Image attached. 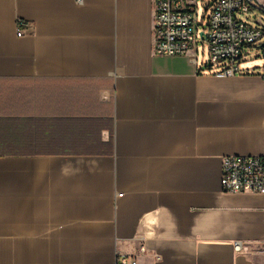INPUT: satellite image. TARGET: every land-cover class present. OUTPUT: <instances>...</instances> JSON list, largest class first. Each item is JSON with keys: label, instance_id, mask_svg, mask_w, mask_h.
I'll use <instances>...</instances> for the list:
<instances>
[{"label": "crops", "instance_id": "0c3cea01", "mask_svg": "<svg viewBox=\"0 0 264 264\" xmlns=\"http://www.w3.org/2000/svg\"><path fill=\"white\" fill-rule=\"evenodd\" d=\"M152 20L0 0V264H264V196L220 187L222 157L264 155L262 71L154 56Z\"/></svg>", "mask_w": 264, "mask_h": 264}, {"label": "built area", "instance_id": "2783aa9c", "mask_svg": "<svg viewBox=\"0 0 264 264\" xmlns=\"http://www.w3.org/2000/svg\"><path fill=\"white\" fill-rule=\"evenodd\" d=\"M22 26L17 22L18 37L23 35ZM200 47H205L202 68L213 69L215 78L243 74L241 65L249 61L251 50L264 53V2L153 0L152 54L188 57L196 64ZM260 70L264 78V68ZM220 187L223 193L264 196V155L222 157ZM115 264H136V260L117 256Z\"/></svg>", "mask_w": 264, "mask_h": 264}, {"label": "rangeland", "instance_id": "374dc122", "mask_svg": "<svg viewBox=\"0 0 264 264\" xmlns=\"http://www.w3.org/2000/svg\"><path fill=\"white\" fill-rule=\"evenodd\" d=\"M198 14H200V10H198ZM205 47H200L198 52L199 62L205 61ZM248 63L251 64V69H261L264 68V53H262L261 49L254 48L251 50L248 56Z\"/></svg>", "mask_w": 264, "mask_h": 264}]
</instances>
